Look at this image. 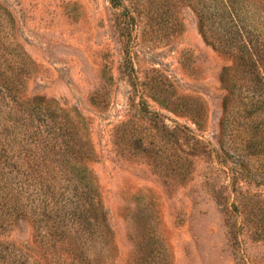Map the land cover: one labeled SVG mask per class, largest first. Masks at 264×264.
I'll return each mask as SVG.
<instances>
[{"label":"rangeland","instance_id":"obj_1","mask_svg":"<svg viewBox=\"0 0 264 264\" xmlns=\"http://www.w3.org/2000/svg\"><path fill=\"white\" fill-rule=\"evenodd\" d=\"M242 25L264 49V0H0V264H264V153L219 141Z\"/></svg>","mask_w":264,"mask_h":264},{"label":"trees","instance_id":"obj_2","mask_svg":"<svg viewBox=\"0 0 264 264\" xmlns=\"http://www.w3.org/2000/svg\"><path fill=\"white\" fill-rule=\"evenodd\" d=\"M115 2V1H114ZM238 20L234 23L237 24ZM202 33L203 22L200 23ZM242 28V29H241ZM237 28L239 32L238 36L231 34L227 39H220L222 42V48L228 50L234 59L238 61L236 67L232 72H223L221 82L226 89V94L223 99L222 115L220 119V135L219 141L222 142L228 135L227 130H232L231 121L237 120V124L234 128L233 136L240 138L241 151L238 153L239 157L244 154L260 155L264 153V49L259 47L254 39L250 37L251 30L247 29L244 25ZM245 34L243 33V31ZM126 61V67H128ZM129 69V68H128ZM245 88L249 90L247 92L246 104L242 109V113L238 112L237 97L239 93L236 89ZM246 90V91H247ZM35 104L29 107V116L33 119L39 120V126H43L46 129V133H49L53 139V145L51 148H57L56 153L62 157L67 155L70 159L76 158L83 152L82 144L77 141H73L75 134L73 127L67 125V118L65 114L59 115L49 111L48 105L41 98L33 100ZM31 105V104H30ZM137 111L141 112V109L137 105ZM257 115L253 117V115ZM176 127V126H175ZM177 128V127H176ZM174 129L172 132L174 133ZM49 139L43 137V141ZM50 140V139H49ZM7 214L5 217H12V220L18 219L23 215L17 205L8 206ZM6 213V212H5Z\"/></svg>","mask_w":264,"mask_h":264}]
</instances>
